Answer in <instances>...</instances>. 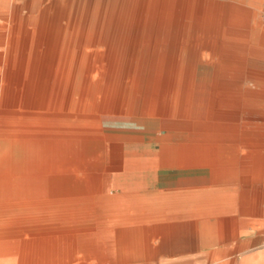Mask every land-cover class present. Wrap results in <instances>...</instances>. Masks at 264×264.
<instances>
[{"label": "bare ground", "instance_id": "obj_1", "mask_svg": "<svg viewBox=\"0 0 264 264\" xmlns=\"http://www.w3.org/2000/svg\"><path fill=\"white\" fill-rule=\"evenodd\" d=\"M219 13L227 43L242 32L241 78L227 69L219 83L195 80L182 51L170 80L169 49L214 43ZM258 44L264 26L244 0H0V264H264V250L237 259L252 240L238 243L228 184L239 159L247 176H264V150L253 149L264 145V72L248 67L264 58ZM151 55L160 63L149 119L127 121ZM126 122L176 141L165 149L172 190L131 205L89 173L102 170L92 163L105 150L98 139L121 137L104 129Z\"/></svg>", "mask_w": 264, "mask_h": 264}, {"label": "crops", "instance_id": "obj_2", "mask_svg": "<svg viewBox=\"0 0 264 264\" xmlns=\"http://www.w3.org/2000/svg\"><path fill=\"white\" fill-rule=\"evenodd\" d=\"M214 2V1H213ZM218 3V2H217ZM255 12V11H254ZM257 14V12H256ZM223 13H219L218 15V22L215 29H211L212 32H210V35L214 36V43H209L207 46L203 48H195V47H175L169 49L172 54L171 59V65H172V71L173 75L170 80H175L177 73H178V66L184 61L181 59V52H185L184 54H189V58L187 62L189 61L190 64H192V67L194 65H201V66H207L208 68H213L214 72L211 70L203 72L202 77L199 78L197 76V71L195 75L192 74L193 78L196 80H204L205 82L211 84L214 82H221L226 78V70L231 73L230 75L233 76L234 79L241 78L242 70H243V46H242V35L241 30H238V33L235 36V43H227L225 36L227 35V26L224 24V20H222ZM217 18V17H216ZM258 21L259 16L257 15ZM260 22V21H259ZM212 40V39H211ZM261 46L260 44H258ZM257 45V46H258ZM256 46L257 49H260ZM245 52V51H244ZM152 57L155 61L154 67H155V73H154V80H153V86L150 93L149 98H147L146 86L148 81L144 79V81L140 82L138 84L139 86V94L134 100V110L129 115H139L142 119L136 118V117H125L127 121H136L135 123H139L141 121H145L149 119V110L152 103V97H153V90H154V84L157 74L158 65L160 63V56L159 55H151L146 56V58ZM257 57V56H253ZM143 61V63H144ZM142 63V67H143ZM141 67V68H142ZM206 68V67H205ZM197 70V69H196ZM141 72V70H140ZM192 76H188L192 77ZM178 79V78H177ZM208 94L210 95V92L207 90ZM208 95V96H209ZM146 98L148 99V110L147 114H143L142 108L145 106ZM167 109H170V103H168L167 100ZM136 111V112H135ZM127 115V116H129ZM161 119L163 121L169 122L172 117L170 115V110L164 112L161 115ZM187 118H182V121H186ZM132 122H126L125 124H122L120 126H126L129 128H143L147 129L146 127L139 125V124H132ZM158 131V135L160 134V130ZM113 132V135H115L116 132ZM112 140L115 142H122L125 143V158L123 159V165H122V173H116L113 175V182L115 186V190L119 191L118 195H130V194H141L146 192V189L148 188H159L157 185V172L161 170H170L168 167V164L165 162V149L170 147V139H149V138H135V137H115L112 136L107 141ZM240 158V157H239ZM252 162V161H251ZM256 162V160L254 161ZM234 189H235V203H239L241 206L242 204V193L243 188L246 185V183L243 182L244 179H249V182L247 183V187H250L253 185V183L257 182H264V176L255 174V176H247V174H244L243 176V170L241 165V159L238 160L237 166L235 165L234 168ZM169 176V175H168ZM166 178L163 181V184L166 183ZM165 187L167 184H165ZM238 188H242L241 190H238ZM246 201V200H245ZM251 207H252V200H251ZM253 210V209H251ZM241 211V210H240ZM257 215H264V208H262ZM241 226V222L239 224Z\"/></svg>", "mask_w": 264, "mask_h": 264}, {"label": "rangeland", "instance_id": "obj_3", "mask_svg": "<svg viewBox=\"0 0 264 264\" xmlns=\"http://www.w3.org/2000/svg\"><path fill=\"white\" fill-rule=\"evenodd\" d=\"M214 2H218V3H231L232 2H236L237 0H212ZM244 5L245 8L250 9L252 11L257 12V15L259 16V21L261 26H264V0H244ZM252 46V45H251ZM260 49H264V45L261 46H257ZM246 54L243 50V55ZM155 61L152 57L146 58V60L143 63V67L141 68V72L139 73V75L136 77L135 82L133 84V93L132 96L130 98L131 103H130V110H129V114H131L134 110V100L136 99V97L139 94V86L138 84L142 81H144V79H146L148 81L147 86H146V91H148L147 93V98H149L151 90H152V86H153V80H154V73H155V65H154ZM206 67V68H205ZM248 67L252 70H257V71H261L264 72V58L262 57H251L248 60ZM209 71L211 70V72H214L213 68H208L207 66H201L198 65L197 67V76L202 77L203 72L205 71ZM206 71V72H207ZM140 81V82H139ZM209 84V83H208ZM207 85V84H206ZM208 88V86H207ZM173 89V87H172ZM205 90H207L205 88ZM172 92V91H171ZM170 92V96L168 97V103H170L171 101V95L172 93ZM207 98H208V92L205 91V93ZM146 98V103L145 106L142 108V112L143 114H147V110H148V99ZM133 109V110H132ZM136 112V111H135ZM123 115L124 117H136V118H140L142 119L139 115ZM186 121H188V123L190 124H199L201 126L205 125L207 123V118H202L199 120H191V119H187ZM157 129V126L155 125L154 128H147V129H141V128H129L126 126H120V125H109L104 129V134L105 135H111V133H108V131H114L116 133L119 134V136L122 137H135V138H139V137H145L148 135H158V131H155ZM149 132V133H148ZM175 133H179L178 131H176ZM113 135V132H112ZM99 141H102L103 144L105 145V150L102 152V154H100V156H98V158H93L92 163L96 164H100L102 163L103 166H100V169L102 168V170H92V172H89L90 174H95L97 177H99L101 179L102 182V187H103V193L105 195H109L111 197L117 198V199H122L124 200L123 202L126 205H131L133 204L135 199H137V197L142 198L143 196H147L152 194L153 192L156 191H166V190H172L173 185L169 186V187H165V184H163L164 179L166 178V176H168L169 174L175 173V169H170V170H161L157 172V176H158V180H157V185L159 188H148L146 189V192L141 193V194H130V195H118L117 190H115V186H114V180H113V175L116 173H122V165H123V159L125 158V143L122 142H115L112 140L107 141L108 139H105L104 137L101 139H98ZM170 147H173L176 144V141L174 138L170 139ZM258 144V145H256ZM262 143H255L254 144V151L256 150H260L263 149L264 150V145H261V147H259V145ZM106 164V166H105ZM243 172V176H245ZM184 178L186 177V175H182L179 176V178ZM206 176L200 177V178H196V179H189L190 181H188L190 184H206ZM192 180V181H191ZM247 180L243 178V182ZM234 181L233 179H231L230 182H228V184H233ZM184 184H186V182H184ZM175 187V186H174ZM177 187V186H176ZM242 188H238V190H241ZM243 193H242V204L241 206L239 205V203H235V199L232 200L229 203H232V205L236 208V217H237V221H238V243H241L243 241H245L246 239H250L252 240V243L250 245V247L248 249H243L242 251L239 252V254L237 255V259L240 261L242 259L243 256L247 255V254H257L259 252H261L262 250H264V215H262V217L260 215H257V213L264 208V182H255L253 183V185H251L250 187H246L243 188ZM250 194V197L252 199V207L251 205H248L247 200H246V196H248ZM246 200V201H245ZM251 207L250 211H247L246 208ZM241 210V211H240ZM249 218L248 222L252 223L251 227H245L244 224ZM241 222V226H239ZM246 232H249L250 235H246Z\"/></svg>", "mask_w": 264, "mask_h": 264}]
</instances>
